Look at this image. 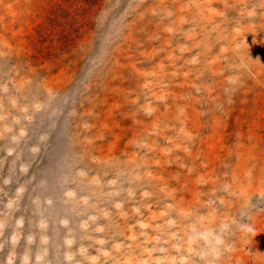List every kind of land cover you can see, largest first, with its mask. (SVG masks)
Returning a JSON list of instances; mask_svg holds the SVG:
<instances>
[{"label":"rangeland","instance_id":"rangeland-1","mask_svg":"<svg viewBox=\"0 0 264 264\" xmlns=\"http://www.w3.org/2000/svg\"><path fill=\"white\" fill-rule=\"evenodd\" d=\"M0 264H264V0H0Z\"/></svg>","mask_w":264,"mask_h":264}]
</instances>
